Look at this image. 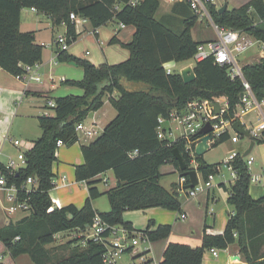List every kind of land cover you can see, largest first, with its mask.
<instances>
[{
    "label": "trees",
    "instance_id": "1",
    "mask_svg": "<svg viewBox=\"0 0 264 264\" xmlns=\"http://www.w3.org/2000/svg\"><path fill=\"white\" fill-rule=\"evenodd\" d=\"M178 2L186 10L179 32L173 16L157 19L161 0H141L135 6L131 0H0V68L15 77L24 75L25 67L40 64L43 59L44 47L36 42L35 33L20 29L25 9H34L49 16L56 27L65 25L69 46L79 37L77 25L71 20L72 13L87 20L96 35L98 29L109 24L135 28L130 43H121L130 57L117 65L97 67L59 49L55 41L58 62L76 65L84 71L81 81H65L63 84L80 88L84 93L82 96L56 99L55 108L47 106L53 114L38 118L42 136L24 153L25 167L11 173L0 164L8 186L18 189V199L24 201L29 198L32 205L28 215L0 228V264H15L21 255H29L34 264H105L103 255L106 247L86 239L96 216L110 227L122 225L132 233V225L124 221L127 211L161 208L181 212L183 193L179 185L167 189L161 184V169L171 165L181 173L173 154L176 148L191 166L190 155L186 151L187 141L182 139L172 143L160 140L159 119H171L174 111H184L194 101L223 98L229 101L224 119L237 120L245 87L240 78L232 80L229 68L216 64L213 58L195 62L196 80L190 84L184 82L179 72L167 74L166 64L193 59L203 45L192 36L199 16L194 14L186 0ZM207 9L216 25L239 31L264 45V0H251L222 14L211 3L207 4ZM117 33L111 40L112 44H120ZM242 73L256 100L264 102V58L245 64ZM116 92L118 98L113 97ZM107 95L117 115L101 135L81 147L84 161L75 169L76 182L88 183L89 196L82 208L75 205L58 208L50 196L56 179L57 142L63 141L69 146L75 144L78 140L76 126L91 113L101 110ZM167 129L165 126L164 130ZM229 140V134H223L215 141V148ZM255 142L264 144V138ZM243 155L238 153L230 163L237 179L231 186L228 199L234 213L224 233L213 236L205 232L202 245L197 248L169 243L159 264H203L206 251L225 250L234 244L244 256L245 264H264V255L256 252L255 246L259 239L264 238V197L259 200L252 198L248 157ZM196 162L205 183L219 174L222 165L209 164L204 157H196ZM108 171H113L117 186L106 194L110 211L98 213L93 201L102 194L95 187L97 182L94 179ZM29 177L36 180V186L29 191L21 189ZM189 183L186 178V185ZM63 232H79L83 236L65 243L69 253L58 257L52 246L56 236ZM171 233V225L157 226L150 221L140 235L149 242H158L167 240ZM104 236L109 237L110 230ZM131 237L134 238L132 234ZM142 255H147V252L137 257Z\"/></svg>",
    "mask_w": 264,
    "mask_h": 264
},
{
    "label": "crops",
    "instance_id": "2",
    "mask_svg": "<svg viewBox=\"0 0 264 264\" xmlns=\"http://www.w3.org/2000/svg\"><path fill=\"white\" fill-rule=\"evenodd\" d=\"M249 1L251 0H214L213 3L219 10L225 4L228 5V9L230 5H233V9L240 8ZM161 2L162 12L160 13L159 18L162 19L171 15L173 16L172 20L176 23L177 27L178 23L180 24L182 22L183 14L186 12V10L181 6V4H177L180 3L178 1L171 2L170 0H161ZM174 9L176 11L175 14ZM199 21L192 30L193 39L196 42L202 44L216 41L217 39L212 40L211 38H195V36L199 35L198 33L201 32V30L197 28ZM90 27L93 29L88 21L81 24L80 26H77L79 37L78 40L69 47L70 50H68V53L70 55L85 59L97 67L104 64L117 65L129 59L130 53L127 49L121 46V43H130L135 34L134 27L124 26L120 28L117 33V38L120 44L111 43V40L115 36V32L108 33L101 42L100 33H98L100 29L97 30L96 35L94 29L91 31ZM20 29L22 32H34L36 42L43 47L51 48L53 50V55L45 57L43 51L42 62L39 64V67L34 70L35 75L40 76V82L31 80H18L15 76H12L0 68V164L4 166H6L12 160L17 162L12 157L13 148L18 152L21 150L13 144V141L18 140L14 139L12 136L14 135L12 133L14 132V129L17 127V125L24 126V122L26 120L35 117L38 120V118L43 116L48 110L47 104L50 101H55L58 98L67 96H82L84 93L80 88L63 84L65 81H81L84 78L83 69L73 64L58 62L57 46L55 45V41L58 38L56 36V30H62L63 35L61 36H65L67 33L66 26L61 25L56 27L53 25L49 16L34 11L33 9H28V11H22ZM79 42H86L88 46L94 50V54H90V52L87 51L84 55L75 51L76 45ZM262 54H264L263 44L262 50H260L258 56H261ZM253 58H255V56ZM188 67L194 68V66H186L182 68V71ZM115 95H113V97L117 98ZM41 98L46 99V103L44 105H40L39 100H37ZM106 98L104 100V106L101 110H103L106 105L112 106L109 101L110 97ZM263 108L264 103L261 107V111H259L264 115ZM101 110L91 113L84 123L88 127L99 128L101 120L99 119L98 115L100 114ZM35 111H37L39 114H33ZM257 117L258 125L260 120L259 113L257 114ZM246 124L247 129L253 127L251 121L249 123L247 121ZM248 124H250V126H248ZM175 127L176 126L173 124L172 128ZM236 134L238 133H229L230 140ZM41 136L39 135L38 137L40 138ZM81 143L82 142L79 141L69 146L70 149L68 152L62 151L58 157V161L54 165V173L59 186L50 192V196L53 203L58 208L69 205H75L78 208H82L89 196L88 183L76 182L75 180L76 166L82 164L84 161L81 153V147L84 144ZM250 144L251 141L249 140V147ZM32 147L33 145L29 149ZM203 157L205 159V155ZM17 163L21 165L20 162ZM69 164H72V166H69ZM161 172L163 173L162 179L168 175L177 176L174 181H170L168 185L169 187L164 186L165 188L171 189L173 185H179L181 173L177 172L173 166H164L161 169ZM230 175V179H226L223 175L224 179H222L218 185H214L211 180L212 187L209 189L208 193L198 195L195 199H188L186 193H183V205L181 212H171L161 208L125 212L124 221L132 225V236L139 240L140 245L134 250L124 254L119 259L117 264H131L134 261L139 263L136 257L145 251L147 252L145 257L146 260L160 263L165 248L169 243H181L189 245L192 248H197L201 247L205 232L208 235L213 236L222 235L226 229L230 217L234 213L232 206L230 209V205L228 203L231 186L233 185L231 172ZM258 175L264 176V170H261ZM63 177L66 178L65 181H62ZM199 179H201V177H199ZM94 181L97 182L95 187L99 190L102 196L93 201V207L98 213H107L110 211V204L109 201L104 200L107 198V192L117 186L115 175L113 171H108L107 173L98 176L96 179H94ZM253 184H255L257 187L254 189L250 188V194L252 198L254 200L262 199L264 197V184L262 183L261 186L258 185L259 183H257V185L256 183ZM188 185H186V187ZM216 188H218V190L215 192ZM221 200L225 202V205H223L222 208L218 210L216 209V206ZM6 207L7 203L5 194L0 192V228L6 226L8 222L7 214L5 212ZM181 214L186 215L185 220L180 219ZM23 217L25 216H21L15 220L11 218L8 223H16ZM150 221L156 223L157 226L171 225L172 233L169 238L167 240H161L158 242H149L146 239H143L140 233L146 230ZM73 233L74 235H72L71 238L69 237L66 241L61 242L58 245H55V243L52 246L56 249L54 254H57L58 257H62L64 255L67 256L69 250H67V247H65L64 244L68 241H72L73 239H78L83 236V233ZM58 237H60V235ZM82 245L85 247V244ZM255 246L257 248L256 252H259L260 255L263 256L264 238L259 239V242ZM217 250V257L212 255L211 250L206 251L203 258V264L246 263L245 258L240 253L237 244L231 245L225 250ZM15 264H34V262L31 260L29 255H21L16 258Z\"/></svg>",
    "mask_w": 264,
    "mask_h": 264
},
{
    "label": "built area",
    "instance_id": "3",
    "mask_svg": "<svg viewBox=\"0 0 264 264\" xmlns=\"http://www.w3.org/2000/svg\"><path fill=\"white\" fill-rule=\"evenodd\" d=\"M141 0H131L133 6L140 3ZM171 2H177L182 0H170ZM194 12L198 15L199 18H206L211 23L213 29L217 34V40L201 45L198 48L196 55L194 56L195 62H202L207 59L213 58L216 64L221 66H227L229 68V76L232 80L240 78L245 87V92L241 97V107L239 108V113L237 120H225L224 117L229 110V101L223 98H218L214 100H200L191 102L184 111L178 112L174 111L171 114V119H159L160 127L158 128V137L160 140H169L172 143H175L178 140H186L187 147L186 151L190 155V164L188 166L189 170H195L198 173V164L196 162V153L195 148L200 141V137H195L206 125H211L213 131L210 133L211 142L215 143L223 134H229L230 129H233L235 123H241L245 129H247V124L243 120L250 112L255 109L261 111L263 103H259L254 94L252 93L251 87L248 82L244 79L242 73V65L238 61V57L241 54L248 52L253 46L254 42L250 37L242 36V33L236 30L228 29L225 27H220L216 25L207 9V4L211 3L214 5V0H186ZM34 10V9H33ZM36 11V10H34ZM71 20L76 23L77 26L87 22V20L82 19L75 15L71 14ZM120 27H124L121 25ZM56 44L59 46V49L63 51L69 50V45L65 36H60L56 40ZM264 56V54H263ZM170 64V63H169ZM39 67V64L35 66L25 67L26 73L22 76L16 77L21 81H37L40 82L41 78L39 75H35L34 70ZM165 69L168 75L175 73V71L169 67L168 64L165 65ZM49 108H55L56 104L54 101L48 102ZM217 107L220 108L219 113H217ZM46 116H52L48 111L45 112ZM260 120L259 124L248 128L247 130L251 132V135L254 140H259L264 138V115L262 112H259ZM170 124L168 129L165 131V125ZM173 124L176 126L172 128ZM175 130L181 132L179 137L175 138ZM76 132L78 136H82L85 139H94L99 136V132L95 130V127H88L84 122L79 123L76 126ZM192 138H196L193 140ZM241 139L239 134H236L231 140L233 143H238ZM13 144L20 148V153L18 155V160L21 163L18 164L15 161H10L5 168L11 173L18 171L19 169L25 167L26 159L25 152L23 150L24 142L20 140L13 141ZM65 146L63 141L57 142L56 156L58 157L59 150ZM237 152L232 153L226 159L225 167L232 174L233 184L237 179L236 172L231 167L230 163L234 161L237 157ZM255 163V158L248 156L247 166L249 172H251V167ZM220 174V172H219ZM200 175L198 173V179ZM66 178L63 177L62 181H65ZM251 183H263L264 176L258 174L251 175ZM190 184V183H189ZM54 188L58 187V182L55 179L53 181ZM36 186V180L32 177H29L25 185L21 188L23 190L29 191L32 187ZM212 187L211 180L208 183H201L199 179V184L193 189L186 188V178H182L179 181V189L181 193H186L188 199H195L198 195L208 193L209 189ZM0 192L5 194L7 207L5 212L7 214L8 222L17 213H24L28 215L32 211V205L29 203V198L20 201L17 197L18 189L15 186H8L5 176L0 171ZM53 209H50L52 211ZM180 219L185 220L186 215L181 214ZM7 222V224H8ZM107 230H110V236L105 237L104 234ZM131 231L126 229L122 225L109 226L102 221L99 216H96L93 222V225L86 236V239L93 240L95 243H102L106 247V252L103 255V260L105 264H117L119 259L126 253L134 250L140 245V242L136 238L131 237ZM214 257L218 256V250H211ZM143 253V252H142ZM141 253V254H142ZM146 255H142L139 258L137 257V262H132L131 264H159L157 262H148L146 260Z\"/></svg>",
    "mask_w": 264,
    "mask_h": 264
},
{
    "label": "rangeland",
    "instance_id": "4",
    "mask_svg": "<svg viewBox=\"0 0 264 264\" xmlns=\"http://www.w3.org/2000/svg\"><path fill=\"white\" fill-rule=\"evenodd\" d=\"M232 7H233V5H230L229 9L230 10L233 9ZM25 10L28 11V9H25ZM161 12H162V8L159 10V13L157 15V19H159V20H161V18H159ZM199 20L200 21L198 23L197 28L200 29L201 32H199L198 33L199 35H196L195 38L196 39L211 38L212 40H216L217 39L216 32L213 29L211 23L208 21V19L201 18ZM113 26H115V27H113ZM120 28H121L120 26L113 25V24H109L107 26L100 28V30L98 31V33H100V41L102 42L103 38L108 33H111V32L116 33V31H119ZM175 28L179 32L181 25L178 23V26ZM59 30L60 29L56 30V36L57 37H60L61 35H63L62 30L61 31H59ZM90 30L93 31V29L91 27H90ZM242 36L245 37L244 34H242ZM251 40L254 42V46L248 52L241 54L238 57V61H239L240 65H242V66H244L246 63H253V62L259 61L260 59L264 58L263 54L261 56L260 55L258 56L260 50H262V44L255 41L253 38H251ZM43 51H44L45 57L53 55L52 54L53 50L49 47H44ZM55 51H56V49H55ZM75 51H77L80 54H84V55H85V52H87V51H89L90 54H94L93 53L94 50L90 46H88V44L86 42L77 43ZM254 56H255V58H253ZM83 60H85V59H83ZM168 65L175 72L181 73L183 67L195 66V60L191 59V60L181 62V63H170ZM115 96L118 98V93ZM106 97H110V96L107 95ZM37 100H39L40 105H44L46 103V99L41 98V99H37ZM47 106H48V104H47ZM263 110H264V108H263ZM47 111L50 114H53L51 109H48ZM259 111H260L259 109L253 110L250 114L245 116L243 120L245 122L248 121V123L251 121L253 124L252 126H256L257 125V118H258L257 114L259 113ZM33 114H39V113L37 111H35ZM116 115H117L116 110L110 105H106V107L103 110H101L100 114L98 115L99 119L101 120V123L99 125V128L95 127V130L99 132V135L102 134L104 128L116 117ZM169 125L170 124L168 123L165 126L168 127ZM248 126H250V124H248ZM230 133L231 134L235 133L234 129H230ZM12 134H14V135H12L14 139L24 141L23 150H29V148L34 144V142L37 139H39L38 136L42 135V130L40 129L39 124H38V120L35 117L32 119L26 120L24 122V126L17 125V127L14 129V132ZM180 134H181L180 131L175 130V138L179 137ZM96 138H94V139H96ZM94 139H85L82 136H78L77 142L81 141L82 142L81 144L85 145V144L90 143ZM248 147H249V140L247 138L243 137L240 139V142L237 144L233 143L232 140H230V141L220 145L219 147L212 149L211 151H209L205 155L206 162H208L210 164H219V163L222 164L220 167V174H218L217 176H215L211 179L212 183L214 185H218L222 181V179H224V176L226 179L231 178L230 171L228 170L227 167H225V164H224L226 162V159L228 158V156L233 152L245 153V151L247 150ZM69 149H70L69 145L66 146V144H65V146L59 150L58 157L62 151L68 152ZM19 153L20 152H18L16 149L13 148L12 157L17 162H19V160H18ZM251 156H253L255 158V163L251 167L250 174L251 175L252 174H258L261 172V170H264V144H256L252 153H251ZM69 166H72V164H69ZM176 177H177L176 175H168L164 179L161 180V184L163 186L169 187L168 185H169L170 181L171 180L174 181L176 179ZM200 181L202 184L205 183V181L202 179V177H201ZM261 184L262 183H259L258 185L261 186ZM255 187H257V186H255V184L251 183L250 188L254 189ZM217 190H218V188L215 189V192ZM104 201H108L107 198H105ZM223 205H225V202L221 200L220 203L216 206V209H218V210L221 209ZM229 208L231 209V206H229ZM21 216H26V214L17 213L15 215H13L12 218H13V220H15V219L20 218ZM59 235H60V237H58ZM59 235H57V240L55 242L56 243L55 245H58L59 243L66 241L69 237L71 238V236L74 235V233L73 232H63V233H60Z\"/></svg>",
    "mask_w": 264,
    "mask_h": 264
},
{
    "label": "water",
    "instance_id": "5",
    "mask_svg": "<svg viewBox=\"0 0 264 264\" xmlns=\"http://www.w3.org/2000/svg\"><path fill=\"white\" fill-rule=\"evenodd\" d=\"M228 5L225 4L221 9H219V13H224L227 11ZM181 76L183 77V80L186 84H190L196 80L195 73L193 71V68L188 67L184 69L181 72ZM243 96V95H242ZM241 96V97H242ZM220 108L217 107V113H219ZM233 129L236 133H238L241 137H245L248 140L251 141L249 149L244 153L243 157H248L255 145L256 142L253 139L251 132L248 131L243 127L241 123H235L233 126ZM213 131L211 125H206L195 137H200V141L198 142L196 148H195V153L197 157H203L206 155L209 151L215 148V143L211 142V136L210 133ZM173 154L175 159L178 161L181 169V174H180V179L182 178H188L190 180V184L186 187L187 189H193L199 184V179H198V173L195 170H189L188 165L184 160V157L180 153V151L176 148L173 150Z\"/></svg>",
    "mask_w": 264,
    "mask_h": 264
}]
</instances>
